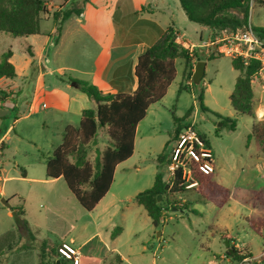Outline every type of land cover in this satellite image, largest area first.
<instances>
[{
    "label": "rangeland",
    "instance_id": "374dc122",
    "mask_svg": "<svg viewBox=\"0 0 264 264\" xmlns=\"http://www.w3.org/2000/svg\"><path fill=\"white\" fill-rule=\"evenodd\" d=\"M81 1L74 0L79 5ZM176 19L181 39L188 45L199 44L200 36L202 42L209 40L207 28L188 19L184 22L179 17ZM250 21L254 27H264V7L257 5L256 0H252ZM53 27L52 18L41 20L43 33L50 34ZM25 47L17 38L0 35V56L11 48L19 71L28 59ZM52 47L39 67L26 71L27 78L22 81L17 80L21 86L17 98L0 89V99L5 97L4 92L6 99L19 101L16 109L0 104V138L10 128L2 140L5 147L0 144V185L3 190L0 193V236L10 230L16 231L19 243L12 248L15 264H40L36 250L37 244L44 239L60 241L64 237H75V246H79L95 228L109 244L105 246L95 239L81 249L83 253L100 259L101 264H220L218 258L223 264H238L244 258L237 260L227 254L228 240L225 237L232 240L229 247L241 249L246 257L251 253L252 257L261 259L260 264H264V234H256L248 224L250 218L264 220V191H260L264 190V153L251 138L255 120L236 113L231 106L230 95L239 75L233 68L232 59L223 56L205 61L201 85L194 84L191 90L181 92L180 86L192 83V79L184 73V60H176V79L166 96L149 109L139 126L134 157L124 165L125 171L119 169L111 194L94 211L88 212L63 179L55 182L47 178L45 162L57 138L55 132L43 127L42 114L30 115L26 104L30 99V73L47 72L60 63H74L65 54H54ZM55 75L61 76L62 73H51L45 78H54ZM252 85L255 91L253 104L257 120L261 121L264 116L261 117L262 111L259 110L257 83ZM201 89L205 91V111L200 109L196 100ZM189 112L191 114L187 116ZM217 114L236 120V129L232 131L228 124H223ZM173 115L183 125L193 121L197 132L206 137L215 158L214 179L228 188L231 196L227 206L217 208L211 203L197 201L193 190L176 195L181 202L186 200L189 208L197 210L198 214L171 209L166 221L155 227L145 209L136 203L135 195L152 187L159 171H164L167 179V164H160L157 157L170 140L167 155L170 156L175 147ZM108 145L106 131H100L88 151V159L93 162ZM2 200L9 206H4ZM17 210L24 211L37 244L31 242L30 246L28 232L15 215ZM116 227L122 228V232L113 243L109 233ZM114 245L119 252L112 251ZM118 255L123 257L122 261Z\"/></svg>",
    "mask_w": 264,
    "mask_h": 264
},
{
    "label": "trees",
    "instance_id": "16d2710c",
    "mask_svg": "<svg viewBox=\"0 0 264 264\" xmlns=\"http://www.w3.org/2000/svg\"><path fill=\"white\" fill-rule=\"evenodd\" d=\"M88 1L84 0V2ZM178 1L190 22L208 28L213 35L223 30L243 29L250 24L252 0ZM256 3L264 7V0H256ZM82 12V5L64 0V4L52 12L56 36L61 35L63 25L70 17L80 16ZM47 14L49 11L45 0H0V35L6 34L13 38L38 35L41 20ZM253 29L264 40V27L253 26ZM27 52L33 56L31 50L27 49ZM11 57L10 48L1 54L0 78L16 77V69L10 62ZM221 57L207 56L202 49L190 51L183 47L177 42V34L170 27L165 31H160L158 39L138 57L134 70L137 87L132 93L105 94L95 85L75 80L79 89L95 104V107L82 112V119L77 128L70 126L65 129L62 143L46 159L47 178H63L80 205L88 212L93 211L110 191L116 168L133 156L138 125L146 118L150 107L162 101L176 79V60H184V73L192 79L194 66L198 61ZM231 59L233 68L239 72L234 91L230 95L231 106L236 113L247 115L255 120L252 125L251 138L255 139L258 148L264 153V120H257L253 104L255 91L252 85V78L260 70L261 65L257 61H252L244 66L239 58ZM69 80L74 81L71 78ZM193 86V81L187 85H181L179 92L191 90ZM2 94L5 97L0 99V102L7 97L4 92ZM204 95L205 91L201 89L196 97L203 111L206 110ZM190 114L189 112L187 116ZM217 116L223 120V124H228L232 131L236 129V120L218 114ZM173 120L175 124L173 138L176 139L186 125L181 124V120L175 115H173ZM103 130L106 131L109 145L102 154H97L92 162L88 159V151L92 143L96 142L99 132ZM202 137L206 139L204 135ZM170 141L157 157L160 164L170 163V156L166 153ZM206 142L210 145L207 139ZM193 181L197 185L192 189H187V183L181 180L179 173L170 182H166L164 171H159L152 187L135 196L136 203L145 209L155 227L166 221L167 212L173 207L181 212L188 211L198 214L197 210L190 209L186 202H181L179 198H176V195L190 190L197 194V201L211 203L217 208H223L229 204L230 191L215 181L214 174H207L196 168L193 172ZM158 195L163 198L160 202ZM15 215L18 222L24 225L30 240L34 241L35 236L27 224L24 211L17 210ZM248 224L256 234L263 236V219L250 218ZM121 231L122 228H115L112 231V237L115 238ZM224 239L232 242L230 238L225 237ZM18 242L19 238L14 230L1 236L0 256L5 254L6 250L12 249V246ZM59 246H54L49 240L42 241L38 247L39 263L73 264V261L61 257L58 252ZM229 248H232L234 252L227 251V254L234 259L242 260L246 257L234 246ZM250 256L252 257L251 254ZM78 264H101V261L96 257L82 254Z\"/></svg>",
    "mask_w": 264,
    "mask_h": 264
},
{
    "label": "crops",
    "instance_id": "0c3cea01",
    "mask_svg": "<svg viewBox=\"0 0 264 264\" xmlns=\"http://www.w3.org/2000/svg\"><path fill=\"white\" fill-rule=\"evenodd\" d=\"M71 1L74 0H69V2ZM63 4L64 0H48L47 9L49 14L45 15L43 18H52V12L60 8ZM81 5L83 7L82 14L80 16L74 15L70 17L64 23L59 37L55 34V24L50 34H45L41 30L40 23V34L17 38L26 46L25 50L28 55L26 64L21 68V71H19L17 65L13 61L14 53L12 51L10 62L16 69V77L12 79L0 78L1 91H7V93L12 94V97L17 98L21 90V86L17 80L22 81L23 78H27L28 73L26 74V71L31 70L35 66L39 67V63L44 60L52 44L54 54H65L66 58H72L74 61L72 64L60 63L57 68L47 72L39 71V73H30V99L26 102L30 115L41 113L43 127L55 132V137L57 138V140L54 141L55 143L48 157H50L53 150L62 143L65 129L70 126L77 128L82 119V112L86 109H93L95 107V105H92L93 102L79 89L75 80L85 81L95 85L105 94L132 93L137 87V79L134 75V70L138 57L158 39L160 31H165L170 27L173 28L177 34V42L181 44L182 39L177 27L178 23L176 18L179 17L182 22L188 19L178 0H89L88 2L82 0ZM250 24H252L251 21ZM209 32L211 36V30H209ZM200 42L201 36L199 39V43ZM27 49L33 52V56L28 54ZM203 53L205 54V52ZM55 72H60L62 75H55L54 78L49 79L45 78ZM66 73H68V75H66ZM70 78L74 81H70ZM73 82H75L77 86H73ZM263 87L264 78L257 82L259 104L261 105L260 111L264 110ZM18 102V100L15 102L10 99H5L3 102H0V104L5 108L16 109L18 107ZM140 124L137 127L133 156L116 168L114 182L110 191L99 202L96 208L104 202L109 194H111L119 169L125 171L126 168L124 165L134 157ZM9 131L10 128L2 138H0V144L3 146L4 143L2 140L8 135ZM1 164L2 162H0V166ZM62 179L63 178L50 180L58 182ZM30 180L36 179L30 178ZM0 193H3L1 185ZM183 201L185 202L186 200ZM171 217L172 216H170L169 219H171ZM87 229L88 228L85 227V230ZM121 232L115 238L112 237V233L110 232L109 239L115 243L121 236ZM95 239H98L99 243L105 246L109 244L106 242V239L102 237L97 228H95V231L79 246H75L77 243L75 237H64L60 241H52L49 238L44 240H49L54 246H59L62 243L70 244L79 250L81 256L82 254H86L82 252V246H86ZM42 241H40V243ZM31 242L37 244L35 240H30V246L32 244ZM40 243L37 244L38 247ZM237 246L238 249H240V245L238 244ZM38 247L36 250L37 256ZM112 251L119 252L118 247L114 245ZM4 253L5 254L0 256V264L16 263L13 249L6 250ZM86 255L93 256L91 254ZM220 255L221 253L216 255V257ZM118 257L120 261L123 260V257L120 255H118ZM218 261L220 264H223V260L218 258Z\"/></svg>",
    "mask_w": 264,
    "mask_h": 264
},
{
    "label": "built area",
    "instance_id": "2783aa9c",
    "mask_svg": "<svg viewBox=\"0 0 264 264\" xmlns=\"http://www.w3.org/2000/svg\"><path fill=\"white\" fill-rule=\"evenodd\" d=\"M181 45L190 51L202 49L207 56L222 55L239 58L244 66L249 65L252 61H257L261 68L253 76L252 83H257L264 78V40L257 35L252 24L236 31L223 30L216 35L212 34L206 42L201 41L199 44L188 45L182 41ZM263 116L264 110L261 117ZM196 168L207 174L216 172L214 153L206 139L195 129L194 122L191 121L176 138L175 147L170 154V163L166 169V181L170 182L179 173L181 180L187 183L186 188L192 189L197 185L193 181V172ZM58 252L62 258L73 261V264H78L80 252L72 245L62 243L58 247ZM260 263V258L250 256L238 264Z\"/></svg>",
    "mask_w": 264,
    "mask_h": 264
},
{
    "label": "water",
    "instance_id": "95a60500",
    "mask_svg": "<svg viewBox=\"0 0 264 264\" xmlns=\"http://www.w3.org/2000/svg\"><path fill=\"white\" fill-rule=\"evenodd\" d=\"M205 68H206V62L205 61H198L197 62L195 69H194V72H193V76H192V81L195 85L201 84L202 78H203L204 73H205ZM73 86H77V84L75 82H73ZM161 200H162V196L158 195V201L160 202ZM2 202H3L4 206H9L7 201L2 200ZM165 206H167V204H165ZM172 209L177 210V208H175V207H173ZM229 244H230L229 241H226V247L229 248ZM228 252L233 253L234 250L232 248H229Z\"/></svg>",
    "mask_w": 264,
    "mask_h": 264
}]
</instances>
